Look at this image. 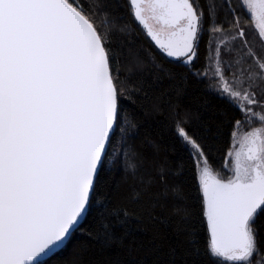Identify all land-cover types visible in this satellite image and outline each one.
Wrapping results in <instances>:
<instances>
[{
  "label": "snow or ice",
  "instance_id": "1",
  "mask_svg": "<svg viewBox=\"0 0 264 264\" xmlns=\"http://www.w3.org/2000/svg\"><path fill=\"white\" fill-rule=\"evenodd\" d=\"M95 246L264 264V0H0V264Z\"/></svg>",
  "mask_w": 264,
  "mask_h": 264
},
{
  "label": "trees",
  "instance_id": "2",
  "mask_svg": "<svg viewBox=\"0 0 264 264\" xmlns=\"http://www.w3.org/2000/svg\"><path fill=\"white\" fill-rule=\"evenodd\" d=\"M201 100L205 99L200 97ZM137 235H140L139 233ZM149 233L144 234L145 240L148 238ZM79 239L87 241V237H78ZM125 259L119 249H103L99 246L90 247L84 253L85 264H115L116 261ZM130 264V261H129Z\"/></svg>",
  "mask_w": 264,
  "mask_h": 264
}]
</instances>
